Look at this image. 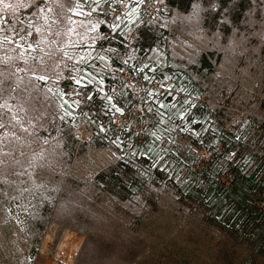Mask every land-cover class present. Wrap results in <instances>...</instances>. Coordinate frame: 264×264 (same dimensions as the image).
I'll return each mask as SVG.
<instances>
[{
  "label": "rangeland",
  "instance_id": "obj_1",
  "mask_svg": "<svg viewBox=\"0 0 264 264\" xmlns=\"http://www.w3.org/2000/svg\"><path fill=\"white\" fill-rule=\"evenodd\" d=\"M4 2L0 264H264V0Z\"/></svg>",
  "mask_w": 264,
  "mask_h": 264
},
{
  "label": "built area",
  "instance_id": "obj_2",
  "mask_svg": "<svg viewBox=\"0 0 264 264\" xmlns=\"http://www.w3.org/2000/svg\"><path fill=\"white\" fill-rule=\"evenodd\" d=\"M156 10V9H155ZM147 13V20L149 21L151 18L150 16L155 13L153 7H149V9L146 11ZM116 76H119L122 79V82L126 89L129 91H134L136 88L138 89L137 92H151L156 93L159 88L157 87V83H148L145 80L143 81L141 72L137 71L131 74L128 71H123L122 73H117Z\"/></svg>",
  "mask_w": 264,
  "mask_h": 264
},
{
  "label": "trees",
  "instance_id": "obj_3",
  "mask_svg": "<svg viewBox=\"0 0 264 264\" xmlns=\"http://www.w3.org/2000/svg\"><path fill=\"white\" fill-rule=\"evenodd\" d=\"M189 3H190V0H167V4L169 5V6H171L172 8H177V9H179V10H185V8H186V6H189ZM138 39H139V41H137V42H139V45L141 46V47H147V48H150L151 47V43H149V38H150V36L148 37V36H145L144 34H143V31H141V30H138ZM202 60H204L205 61V57H203V59Z\"/></svg>",
  "mask_w": 264,
  "mask_h": 264
},
{
  "label": "snow or ice",
  "instance_id": "obj_4",
  "mask_svg": "<svg viewBox=\"0 0 264 264\" xmlns=\"http://www.w3.org/2000/svg\"><path fill=\"white\" fill-rule=\"evenodd\" d=\"M0 5H3L4 8H11V7H14V6L11 5V4L5 3L4 0H0ZM89 14H90V13H89ZM29 35H30V33H29ZM20 39L23 40L24 37H20ZM40 79H44V78H43V77H40ZM77 83L79 84L80 81L77 80ZM150 95H151V93H150ZM111 99H112L111 97H108V100H109V101H111ZM112 107L115 108L116 106H115V105H112ZM161 107H164V105H161ZM150 110H151V109H150ZM116 111H120V109H119V108H116ZM0 126H2V125H0ZM184 130H186V129H184Z\"/></svg>",
  "mask_w": 264,
  "mask_h": 264
}]
</instances>
